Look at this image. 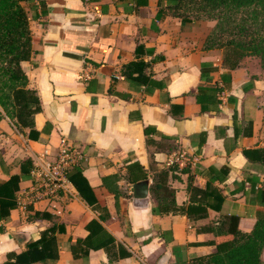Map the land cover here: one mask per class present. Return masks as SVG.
I'll return each instance as SVG.
<instances>
[{
	"label": "crops",
	"instance_id": "0c3cea01",
	"mask_svg": "<svg viewBox=\"0 0 264 264\" xmlns=\"http://www.w3.org/2000/svg\"><path fill=\"white\" fill-rule=\"evenodd\" d=\"M168 1L23 2L34 53L21 66L41 109L0 106V180L62 138L86 159L65 192L0 218V264H180L216 250L224 216L242 231L264 217V68L249 55L226 70L222 49L203 48L215 21L183 22ZM19 185L16 198L29 174ZM89 233L100 244L86 253ZM42 237L47 257L17 260Z\"/></svg>",
	"mask_w": 264,
	"mask_h": 264
},
{
	"label": "trees",
	"instance_id": "16d2710c",
	"mask_svg": "<svg viewBox=\"0 0 264 264\" xmlns=\"http://www.w3.org/2000/svg\"><path fill=\"white\" fill-rule=\"evenodd\" d=\"M24 1L34 5L33 0H0V106L7 114H14L19 119L22 116L32 118L41 109L36 92L27 88L28 77L21 66V62L30 59L34 53L30 18ZM40 1L43 5L44 0ZM162 12L178 16L183 22L214 20L203 48L222 49V64L226 70L236 68L249 55L259 57L264 68V0H169ZM31 167L32 161L26 159L20 164L19 173L0 180V218H6L16 207L19 182L30 173ZM78 177L90 189L80 174L73 177L74 182L79 186ZM140 185L137 183L134 188ZM79 189L84 195V190L80 186ZM87 200L93 208H101L94 197H87ZM190 207L176 206L174 209L190 213ZM238 220L239 216L235 214L224 216L214 238L207 242L215 245L216 250L180 264H264V217H259L250 231L239 229ZM225 221L228 222L226 227ZM90 238L89 233L77 239L87 245L86 253L90 247L100 244L91 246ZM42 242L43 237L29 242L25 251L16 254L17 260L32 263L47 257L46 252L38 250Z\"/></svg>",
	"mask_w": 264,
	"mask_h": 264
},
{
	"label": "built area",
	"instance_id": "2783aa9c",
	"mask_svg": "<svg viewBox=\"0 0 264 264\" xmlns=\"http://www.w3.org/2000/svg\"><path fill=\"white\" fill-rule=\"evenodd\" d=\"M85 159V153L66 138L61 139L57 152L52 153L51 150L44 149L30 169V185L23 195L17 198V205L51 200L65 192L71 170ZM185 159V152H179L170 156L167 162L182 164Z\"/></svg>",
	"mask_w": 264,
	"mask_h": 264
},
{
	"label": "water",
	"instance_id": "95a60500",
	"mask_svg": "<svg viewBox=\"0 0 264 264\" xmlns=\"http://www.w3.org/2000/svg\"><path fill=\"white\" fill-rule=\"evenodd\" d=\"M135 195L138 197V198H144V197H146V194H147V186L146 185H144V187L143 186H141V187H136L135 188Z\"/></svg>",
	"mask_w": 264,
	"mask_h": 264
},
{
	"label": "rangeland",
	"instance_id": "374dc122",
	"mask_svg": "<svg viewBox=\"0 0 264 264\" xmlns=\"http://www.w3.org/2000/svg\"><path fill=\"white\" fill-rule=\"evenodd\" d=\"M254 56H255V55H254ZM255 57L257 58V60H258L259 64H261V63H260V58H259V57H257V56H255Z\"/></svg>",
	"mask_w": 264,
	"mask_h": 264
}]
</instances>
